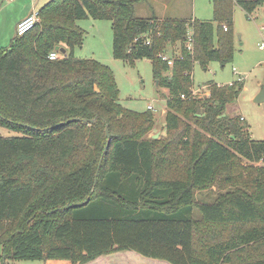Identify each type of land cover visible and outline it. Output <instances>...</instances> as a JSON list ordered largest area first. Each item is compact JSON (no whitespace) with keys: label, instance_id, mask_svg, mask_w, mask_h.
<instances>
[{"label":"trees","instance_id":"1","mask_svg":"<svg viewBox=\"0 0 264 264\" xmlns=\"http://www.w3.org/2000/svg\"><path fill=\"white\" fill-rule=\"evenodd\" d=\"M137 1L49 0L30 30L0 48V127L18 133L0 134L5 264H85L124 250L171 264H264V140L225 113L243 84L209 83L208 95H192L196 62L232 58L234 5L250 14L264 0H211L212 20L135 16ZM88 18L111 22L114 58L150 61L168 90L163 135L148 136L150 109L118 101L108 65L73 55L85 35L77 20ZM177 41L169 66L159 54ZM212 186L211 201L195 200Z\"/></svg>","mask_w":264,"mask_h":264},{"label":"rangeland","instance_id":"2","mask_svg":"<svg viewBox=\"0 0 264 264\" xmlns=\"http://www.w3.org/2000/svg\"><path fill=\"white\" fill-rule=\"evenodd\" d=\"M45 2L38 0L36 7ZM7 3L10 6L6 7ZM0 48L7 47L11 37L15 36V26L12 19L23 8L21 0L8 2L0 0ZM135 16L177 19L212 20L213 10L211 0H138L134 4ZM78 26L85 30L80 46L73 48V55L78 58H94L108 65L114 72L119 88L118 101L124 107L142 112L152 105L155 125L148 136L164 134L165 99L167 89L156 86L152 66L149 60L139 59L128 64L112 55V25L109 20L80 19ZM264 34V4L247 14L239 5L233 7L232 17V58L224 65L218 61H210L206 69L195 63L192 70V95L202 97L209 94V83L225 84L240 80L243 87L237 98L228 104L225 113L240 115L247 125L253 139L264 140V99L257 101L256 96L264 87V47L259 45ZM180 53V42L169 45L168 56L173 50ZM170 71V70H169ZM168 71V72H169ZM170 74V73H169ZM241 77V79H238ZM0 134L5 136L18 133L0 127ZM212 186L207 189H197L195 200L211 201L214 197ZM192 216L199 217V212L193 209ZM1 255V247H0ZM99 259L89 264H171L166 260L152 259L142 256L132 250L115 251L101 255ZM9 264H45L44 260H8ZM0 264H5L0 259Z\"/></svg>","mask_w":264,"mask_h":264},{"label":"built area","instance_id":"3","mask_svg":"<svg viewBox=\"0 0 264 264\" xmlns=\"http://www.w3.org/2000/svg\"><path fill=\"white\" fill-rule=\"evenodd\" d=\"M39 21V8L36 6H33L31 11L23 18H21L20 20H18L15 24V35L16 36H21L24 33H26L28 30H30L37 22ZM223 29L226 30V27L223 26ZM263 40L260 43V47L263 48L264 47V34L262 36ZM186 45L187 48L192 51L193 49V39H192V30L190 27L187 28V32H186ZM160 58L164 61H166L168 63L169 66H172L173 61L179 57V55L177 56H168L165 53H160L159 54ZM49 59H57L60 58L61 55L60 53L56 52V51H51L48 54ZM238 79H241V77H238ZM240 81V80H239ZM181 97L183 98L184 95L182 94ZM148 109H153L152 105H148ZM241 119H243L244 117H240Z\"/></svg>","mask_w":264,"mask_h":264},{"label":"crops","instance_id":"4","mask_svg":"<svg viewBox=\"0 0 264 264\" xmlns=\"http://www.w3.org/2000/svg\"><path fill=\"white\" fill-rule=\"evenodd\" d=\"M8 2L10 1H15V0H7ZM20 1V0H19ZM38 0H21V3L23 4V8L21 9V11L15 15V17L12 19V28L15 26L16 22L18 20H20L21 18L25 17L32 9L33 6H36V3H37ZM46 0H42V2H45ZM4 4L0 5V8L3 7ZM10 6L9 3H7L6 7ZM139 17H142V16H139ZM162 19V18H160ZM14 37V36H13ZM11 37V39L13 38ZM10 39V40H11ZM166 54V52H165ZM167 55V54H166ZM179 55V53L177 54L175 52V49L173 50V55L172 56H177ZM165 88V87H164ZM167 89V88H166ZM167 94H168V90H167ZM99 257H102V256H99ZM99 257L95 258L94 260L88 262V263H85V264H89V263H92L93 261L99 259ZM45 264H70V262L68 260H60V259H49V260H45Z\"/></svg>","mask_w":264,"mask_h":264},{"label":"water","instance_id":"5","mask_svg":"<svg viewBox=\"0 0 264 264\" xmlns=\"http://www.w3.org/2000/svg\"><path fill=\"white\" fill-rule=\"evenodd\" d=\"M62 50V49H61ZM156 86H157V81H156ZM264 99V87L261 89L260 93L256 96L255 100L260 101ZM158 133L153 134L152 137L153 138H157L158 137Z\"/></svg>","mask_w":264,"mask_h":264}]
</instances>
